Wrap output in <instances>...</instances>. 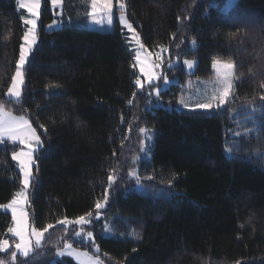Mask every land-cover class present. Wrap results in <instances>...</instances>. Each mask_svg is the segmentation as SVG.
<instances>
[{
  "label": "trees",
  "instance_id": "1",
  "mask_svg": "<svg viewBox=\"0 0 264 264\" xmlns=\"http://www.w3.org/2000/svg\"><path fill=\"white\" fill-rule=\"evenodd\" d=\"M63 2L64 26L54 32L45 29L55 13L44 2L16 103L6 93L27 25L16 0H0V104L28 116L41 137L29 205L39 229L55 226L39 249L14 261L1 256L3 264H76L57 258L65 232L58 221L96 212L105 195L103 218L116 232L95 233L105 264H264V0H238L227 11V0H125L146 48L197 60L195 74L183 62L164 68L179 83L161 93L159 106L149 89L140 91L134 51L118 21L113 32L91 30V0ZM216 61L234 64L239 77L230 106L178 110L183 84L210 79ZM245 105L258 110L259 125L234 141L233 111ZM149 134V159L136 175L126 174ZM11 148L0 143V206L21 187ZM109 176H120L118 184ZM11 224L0 211V242Z\"/></svg>",
  "mask_w": 264,
  "mask_h": 264
},
{
  "label": "rangeland",
  "instance_id": "2",
  "mask_svg": "<svg viewBox=\"0 0 264 264\" xmlns=\"http://www.w3.org/2000/svg\"><path fill=\"white\" fill-rule=\"evenodd\" d=\"M51 3L52 11L55 13V20L52 23H49L46 25L45 29L47 32H54L56 30L61 29L64 26V6H63V0L61 4H54L52 0H49ZM44 2L45 0H40V8H39V15L38 18H34L31 16V14L24 8L19 7L18 0H16V7L17 10L22 13V19L25 21V19H36V24L37 27L35 29L37 39L36 42L32 45L30 53L26 56L25 61L23 65L20 67V71L22 72V79L23 83L20 85L21 88V96H20V101L22 100L23 96V88L25 84V74H24V68L26 67L30 56L34 49L37 47L39 43V33L41 31V14L43 11L44 7ZM121 0H112V25L111 27H105L104 25L106 24V17L103 16V13L97 12L95 15H92L91 12V7L89 11V19L87 22L86 27H88L91 30L99 31V32H113L116 26V21H118L119 25L123 28V30L128 33V38H129V43L131 45V49L134 51V56H135V63L134 66L138 71L139 78L138 80L140 81V84L138 85L139 88L141 89L140 91L144 89H149L148 90V97L149 100L152 104H155L156 106L160 105V100H161V93L167 91L171 85L179 83L178 78L175 79H169L165 76L164 74V68H174L178 65H180L181 62L178 57H175L174 59L171 57V54L169 52V49L167 47H160L159 49L155 50H149L146 48L142 41L139 32L135 28V25L130 21L127 15V11L125 8V18L127 19L128 23L132 25V28L134 29V32L130 31L127 27H125L120 21H119V3ZM123 3H125V0H123ZM126 5V3H125ZM229 6V0L225 3L223 10L226 11ZM99 20L100 23L97 24L95 21ZM27 25V30L28 28L31 27V25ZM49 25H52L50 28ZM137 37L139 39V43H137ZM24 44V41H23ZM143 45V48L140 47V45ZM187 61H194L193 66L191 69L187 67L186 64H184L185 70L189 74H195L196 69H197V60H187ZM221 64L227 63V62H220ZM17 71V69H16ZM15 71V73H16ZM235 75V73H234ZM15 76V74H14ZM165 79L167 80V83H165ZM223 79V70L219 69V65L214 64L213 67V76L210 79H192L190 78L185 84H183V91L180 93L179 98L177 99L175 105L178 110H189V111H210V110H215L218 108H223L221 106H227L225 107L226 109L230 106L229 102L231 100V94H232V88H233V83L234 80H232V88L230 91V95L227 98L226 104L218 105V101H213L210 100V98L217 94L222 92L223 85L219 83L220 80ZM159 88V96L157 97L155 89ZM215 89V91H214ZM151 93V94H149ZM6 98L8 100L14 101V97H9L8 96V91L6 93ZM181 99H183L184 103H181ZM212 103V107L205 109V108H199L196 107L197 104L199 103ZM232 102V100H231ZM230 102V103H231ZM171 103V101H169ZM171 105V104H170ZM169 105V107H170ZM185 105H188L187 107ZM4 107V106H3ZM5 111L10 112L13 116L17 117H23L26 119L31 127L35 130V133L37 136L40 138V143L37 144L34 139L29 141V144L31 145V150H32V163L29 165V171L31 173L29 177V184L28 187L25 189L24 187V173L21 170L20 167V162L18 160L13 159V154L14 153H20V152H25L27 153L30 148L28 145L21 143L19 140L13 142L7 139L5 137L1 144L9 146L11 149V156L14 161V163L17 166V170L21 174V187L20 189L16 192H24L26 195V200L21 199L20 203H18L15 207L17 209V213L19 212H24L26 214V224H25V235L28 236L32 240L33 248L32 254L35 250L39 249L36 248L35 246V237L31 235V229L35 228L37 230L39 229L36 224H35V215L33 210H30V205H29V197L32 192V184H33V179H34V168L36 166V157L40 149L43 147L41 137L39 133L36 131V129L33 127L30 119L26 115H17L12 111H9L4 107ZM233 118H234V130H232L230 133V139H233L234 141L239 139V138H245L253 135L256 131V127H258L259 122H258V110L252 106H241L239 109L236 111H233ZM236 133H239L240 135H236ZM153 144V135H147L145 137V140L134 150L132 156L130 157V162H128V170L125 171L126 174H129L130 176L136 175L139 172L140 168V163L142 160L147 161L149 159V154L151 151V145ZM257 159V156H256ZM120 180V176H116V178H113L111 181V185H113L114 182L118 184V181ZM13 199H18L15 197ZM10 203V202H9ZM9 203L3 205L6 206ZM102 207L101 209H96L97 211L92 213L91 216H85L86 220H89L90 223L88 224H83V225H77L75 223H70V224H57V226H62L63 229L65 230L64 235L62 236V241L61 243L63 246L58 249V250H63L64 245L66 243H71L73 248L80 253H87V257L81 256L80 258H77L75 256H61L57 257L58 259H63V258H71L73 259L76 264H81V261H83V264H87L88 257H91L94 260L99 261V264H105L102 259L100 258L99 255V246L96 244L95 240V233H105L109 236L114 235L116 232L112 227L113 220L105 219L103 218L102 214ZM0 211L6 212L12 216V210L8 209L6 207H0ZM104 217L108 218L106 215ZM102 219V220H101ZM69 221H75V220H69ZM14 226V221L12 217V228ZM55 226H52L51 228H48L46 232H44V238L42 240L41 246L44 244V241L46 239L47 234H49L50 230L54 229ZM103 229V230H102ZM76 231L81 232V236L77 237L75 235ZM88 231L92 232V239L90 240L86 233ZM59 233H57L56 236H58ZM8 241V247L4 251H0V257L4 256L6 254H9V256H12L14 253L15 255H21L20 252L16 249L15 245L19 243V237H16L13 235L12 232L8 231L7 238L4 239ZM3 240V241H4ZM57 250V251H58ZM22 256V255H21ZM0 262H2L0 258ZM3 264V262H2Z\"/></svg>",
  "mask_w": 264,
  "mask_h": 264
},
{
  "label": "snow or ice",
  "instance_id": "3",
  "mask_svg": "<svg viewBox=\"0 0 264 264\" xmlns=\"http://www.w3.org/2000/svg\"><path fill=\"white\" fill-rule=\"evenodd\" d=\"M54 4H61L62 0H52ZM19 7L26 9L32 17L38 18L39 15V8H40V0H18ZM236 4H238V0H229V6L227 10H230L232 7H234ZM91 7V14L95 15L98 11L103 13V16L106 17V24L105 27H111L112 25V0H91L90 3ZM126 5L123 3V0L119 3V21L127 27L130 31L134 32V29L132 28V25L128 23L127 19L125 18L124 12H125ZM97 24L100 23L99 20L95 21ZM25 24L31 25L30 28L25 32L23 36L24 44L21 46L20 49V58L17 65V71L15 73V76L12 79L11 87L8 89V96L14 97L16 103H20V96H21V88L20 85L23 83L22 79V72L20 71V67L23 65L26 56L30 53L32 45L36 42L37 35L35 32V29L37 27L36 19H25ZM51 28L52 25H49ZM137 43H139V39L137 37ZM193 45H195V40L192 41ZM141 48H143V45H140ZM194 61H184V64L187 65L189 69L192 68ZM216 64L219 65V69L223 70V79L219 81L221 85H223L222 92L217 93L213 95L210 100L218 101V105H222L227 102V98L230 95V91L232 88V80L233 79H239L238 76H235V66L232 63H224L221 64L220 61H216ZM165 83H167V80L165 79ZM137 84H140V81L137 80ZM160 89L157 87L155 89L157 97L159 96ZM215 91V89H214ZM151 94V93H149ZM261 99H264V96L261 97ZM131 103V101H129ZM181 103L183 104L184 101L181 99ZM186 107L188 105H185ZM213 105L211 102L209 103H199L196 105V107L199 108H211ZM141 132H146V129H141ZM236 135H240L239 133H236ZM7 137L10 141H17L19 140L21 143H24L29 146L30 150L20 153H14L13 159L18 160L20 162L21 170L24 173V187L25 189L28 187L29 184V177L31 175L29 171V165L32 163V150L31 145L29 144V141L34 139L37 144L40 143L39 136L36 135L35 130L31 127L30 123L24 119L23 117H17L13 116L10 112L5 111L2 104H0V142L3 141V139ZM229 155H231V152H229ZM147 179H152V177H147ZM113 177L109 176V181H112ZM138 181V177H137ZM16 197L18 199H13L8 205L6 206H0V207H6L8 209L12 210V217L14 221V226L9 229L10 232L13 233L14 236L19 237V243L15 245L16 249L20 252V254L23 257L29 256L30 252H32L33 244L32 240L25 235V224H26V214L24 212L17 213L16 205L20 203V200H26V195L24 192H18L16 193ZM107 203V196L105 195L103 202L97 201L96 202V209H101L104 207V205ZM89 216H91V213H88ZM60 224H70L75 223L77 225H83L90 223L89 220H86L85 217L81 216L75 221H69L67 219L58 221ZM52 225H48L46 228L37 230L35 228L31 229V235L35 237V246L36 248L41 247L42 240L44 238V232L48 230V228H51ZM75 235L77 237L81 236L80 231H76ZM87 237L91 240L92 239V232L88 231L86 233ZM8 247V241L4 240L0 242V251L6 250ZM57 257H61L64 255L67 256H75L77 258H80L81 256L87 257V253H80L77 252L71 243H66L64 245L63 250H58L56 252ZM13 261L15 260V254H12ZM2 264V262H0ZM30 264V262H28ZM81 264H83V261H81ZM87 264H99V261L92 259L91 257H88Z\"/></svg>",
  "mask_w": 264,
  "mask_h": 264
}]
</instances>
